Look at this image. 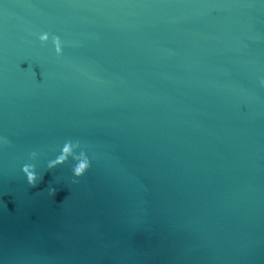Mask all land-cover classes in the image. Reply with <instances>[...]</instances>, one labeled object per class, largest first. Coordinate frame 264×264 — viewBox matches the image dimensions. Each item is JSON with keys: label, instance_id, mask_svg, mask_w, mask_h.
I'll list each match as a JSON object with an SVG mask.
<instances>
[{"label": "water", "instance_id": "water-1", "mask_svg": "<svg viewBox=\"0 0 264 264\" xmlns=\"http://www.w3.org/2000/svg\"><path fill=\"white\" fill-rule=\"evenodd\" d=\"M261 81L264 0H0V259L264 264Z\"/></svg>", "mask_w": 264, "mask_h": 264}, {"label": "clouds", "instance_id": "clouds-1", "mask_svg": "<svg viewBox=\"0 0 264 264\" xmlns=\"http://www.w3.org/2000/svg\"><path fill=\"white\" fill-rule=\"evenodd\" d=\"M49 38V34L47 32L40 33L38 36V39L41 42L47 41ZM52 42L54 45V50L56 55L62 54V46H61V40L58 36H52ZM34 74V73H33ZM35 75V74H34ZM261 83H264V81H261ZM78 147L77 144H74L71 141H65L62 148L60 149V152L58 155L55 156L53 159H48L45 162V167L48 169H51L55 167L58 164H61L66 159H68L69 156L72 157V160L74 161L71 173L74 178H78L82 176L86 170L90 167V160L87 154L83 151H75ZM38 153L36 151H31L28 154V161H33L37 158ZM21 171L23 172L25 179L27 181L28 185L35 186L37 181L41 178L40 174L36 170V164L31 162H25L21 165ZM75 182V180L73 181ZM57 189L55 186H49L47 189V195L49 197H52L56 193ZM0 264H5V261L0 259Z\"/></svg>", "mask_w": 264, "mask_h": 264}]
</instances>
